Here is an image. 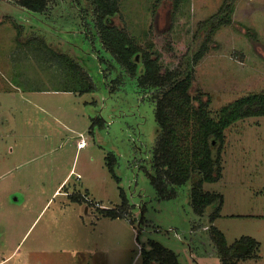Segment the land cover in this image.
Here are the masks:
<instances>
[{"label": "rangeland", "instance_id": "1", "mask_svg": "<svg viewBox=\"0 0 264 264\" xmlns=\"http://www.w3.org/2000/svg\"><path fill=\"white\" fill-rule=\"evenodd\" d=\"M173 1L120 0L114 18L158 56L162 74L193 65L198 24L223 3ZM76 3L48 0L36 14L0 0V264H141L153 241L180 264H221L212 225L228 246L242 237L258 242L257 257L238 264H264V117L226 129L221 177L203 183L222 197L220 217L199 224L211 211L197 219L189 183L162 198L147 174L158 90H141L119 67L84 18L86 3ZM230 19L192 66L190 93L208 95L212 113L264 91V0H236ZM80 135L87 145L77 149ZM123 201L121 218L102 215Z\"/></svg>", "mask_w": 264, "mask_h": 264}, {"label": "trees", "instance_id": "2", "mask_svg": "<svg viewBox=\"0 0 264 264\" xmlns=\"http://www.w3.org/2000/svg\"><path fill=\"white\" fill-rule=\"evenodd\" d=\"M15 1L20 7L36 14H43L48 2V0ZM75 1L77 6H80V1L86 3V7L82 9L84 18L92 24L103 49L114 57L119 67L130 76H137V86L141 90L148 88L158 90L151 99L157 126V144L152 151L156 171V177L152 179L153 186L162 198H172L177 187L189 183L190 205L197 219L201 221V218H205V213L211 211L209 220L199 224L213 223L220 217L223 200L219 194L204 191L202 185L204 182H215L221 177L225 131L237 121L249 117H264V91L242 96L213 113L208 109L210 104L208 95L205 94L207 100L203 101L201 96L204 94L190 93L193 80L192 66L206 52L211 35L218 28L232 23L230 16L236 0H223L214 15L198 24V36L202 38V43L191 59L193 65L187 64L184 68L181 66L177 70H167L163 74L158 56L150 50H141L123 29L115 25L114 18L119 12L120 0ZM87 11L92 17L88 18ZM249 35L254 38V33ZM80 74L86 81L87 77L82 72ZM91 89L93 91L89 86V91ZM106 161L109 170L113 172L114 156H108ZM69 196L75 198V195ZM79 197L99 208L86 196ZM123 202L118 211L103 209L102 215L111 219L121 218L129 208L127 201ZM208 229L213 233L215 257L221 264H238L242 260L257 257L259 244L253 238L242 237L228 246L222 232L213 225ZM149 247L143 251L141 264H180L177 254L161 244L153 241Z\"/></svg>", "mask_w": 264, "mask_h": 264}, {"label": "flooded vegetation", "instance_id": "3", "mask_svg": "<svg viewBox=\"0 0 264 264\" xmlns=\"http://www.w3.org/2000/svg\"><path fill=\"white\" fill-rule=\"evenodd\" d=\"M135 60L137 61L138 60V58L136 57L135 58ZM184 67H185V65H184ZM166 72V71H165ZM141 89V88H140ZM151 100V99H150ZM152 102V101H151ZM153 104V103H152ZM153 107H154V104H153ZM155 110V109H154ZM156 122V121H155ZM156 144H157V126H156V138H155V143H154V146H153V148H152V150H151V157H150V160H149V162H150V169H151V173H149V172H147V174L149 175V177H150V180H151V178L154 176V177H156V171L154 170V162H153V157H152V151H153V149H154V147H156ZM119 180V179H118ZM150 183L152 184V180L150 181ZM187 184V183H186ZM182 186H184V185H182ZM203 186V185H202ZM178 188V187H177ZM190 189H191V186H190ZM204 190V189H203ZM207 192V191H206ZM175 196H176V193H175ZM194 212V211H193ZM207 227H204V229H206ZM206 231V230H205ZM167 232H174L173 231V229H171V228H169L168 230H167ZM193 233H195L194 232V230L193 231H191V230H189V234L191 235V234H193ZM176 234V236H177V238L178 239H181L179 236H178V234L177 233H175ZM200 243H202L203 244V242H200ZM204 245V244H203ZM218 259V258H217Z\"/></svg>", "mask_w": 264, "mask_h": 264}, {"label": "built area", "instance_id": "4", "mask_svg": "<svg viewBox=\"0 0 264 264\" xmlns=\"http://www.w3.org/2000/svg\"><path fill=\"white\" fill-rule=\"evenodd\" d=\"M86 145H87V144H86V140L84 139V137H83L82 135H80V139H79V141H78V143H77V148H78V149H82V148H84Z\"/></svg>", "mask_w": 264, "mask_h": 264}, {"label": "crops", "instance_id": "5", "mask_svg": "<svg viewBox=\"0 0 264 264\" xmlns=\"http://www.w3.org/2000/svg\"><path fill=\"white\" fill-rule=\"evenodd\" d=\"M78 149V148H77ZM82 196V195H81ZM83 197V196H82Z\"/></svg>", "mask_w": 264, "mask_h": 264}]
</instances>
